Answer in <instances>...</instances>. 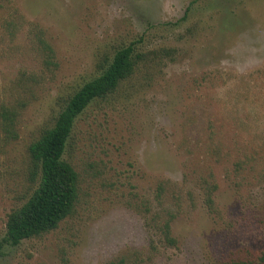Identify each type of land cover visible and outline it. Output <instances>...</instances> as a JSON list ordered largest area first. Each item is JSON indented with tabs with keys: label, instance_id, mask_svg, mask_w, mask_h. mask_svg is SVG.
Wrapping results in <instances>:
<instances>
[{
	"label": "rangeland",
	"instance_id": "1",
	"mask_svg": "<svg viewBox=\"0 0 264 264\" xmlns=\"http://www.w3.org/2000/svg\"><path fill=\"white\" fill-rule=\"evenodd\" d=\"M129 45L144 60L69 141L74 213L6 244L29 146ZM1 107L20 117L17 140L0 130V264H264V0H0Z\"/></svg>",
	"mask_w": 264,
	"mask_h": 264
},
{
	"label": "trees",
	"instance_id": "2",
	"mask_svg": "<svg viewBox=\"0 0 264 264\" xmlns=\"http://www.w3.org/2000/svg\"><path fill=\"white\" fill-rule=\"evenodd\" d=\"M144 56L129 45L118 50L103 66L101 74L84 84L70 96L59 113L52 128L46 129L40 138L29 146L33 179H38L37 187L29 199L14 209L7 220L5 243L18 246L23 241L42 236L56 230L60 224L74 213L79 199V176L71 163L65 159L70 138L77 119L97 100H104L115 94L122 84L131 79ZM20 110L16 107H1L0 130L7 142L17 140ZM217 189L213 185L207 190V204H213L211 195ZM164 192L159 187L157 200L161 204ZM162 225L165 239L175 243L171 237V221L174 215L167 213ZM1 253V250H0ZM132 256H135L136 260ZM122 255L110 264H137L135 253ZM264 263V252L260 256ZM224 264H252L250 262H230Z\"/></svg>",
	"mask_w": 264,
	"mask_h": 264
}]
</instances>
